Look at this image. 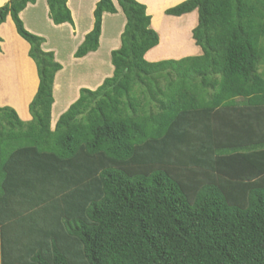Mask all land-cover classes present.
I'll list each match as a JSON object with an SVG mask.
<instances>
[{
  "label": "trees",
  "instance_id": "1",
  "mask_svg": "<svg viewBox=\"0 0 264 264\" xmlns=\"http://www.w3.org/2000/svg\"><path fill=\"white\" fill-rule=\"evenodd\" d=\"M9 0L39 87L24 122L0 106V264H264V0H186L200 56L149 62L159 44L147 8L118 0L127 22L113 76L51 128L62 69ZM55 25L67 0H47ZM75 56L99 49L104 13ZM1 42V38H0Z\"/></svg>",
  "mask_w": 264,
  "mask_h": 264
},
{
  "label": "crops",
  "instance_id": "2",
  "mask_svg": "<svg viewBox=\"0 0 264 264\" xmlns=\"http://www.w3.org/2000/svg\"><path fill=\"white\" fill-rule=\"evenodd\" d=\"M8 1L0 0V7ZM98 1L67 0L73 23L61 25H55L50 18L47 0H37L20 13L27 30L44 38L42 49L53 52L55 59L62 66L55 76L53 86L52 130L61 115L79 99L82 89L96 90L107 78L113 76L111 53L120 49L121 36L127 22L118 0H112L117 12L103 15L99 49L82 58L75 56L86 35L94 28V11ZM137 1L146 6L147 14L151 17V27L159 35V44L145 55L147 61L153 63L202 55V49L193 38V30L198 25V11L180 17L166 14L168 9L185 0ZM177 22L182 24L178 25ZM0 38V106L14 108L22 121L29 122L32 120L29 106L39 87L37 67L29 56L30 45L18 34L10 15L0 25ZM26 64L31 69V83L26 82L25 72L16 69ZM11 90L17 98L6 96ZM25 94L27 96L21 99ZM18 99L24 109L19 103L15 104Z\"/></svg>",
  "mask_w": 264,
  "mask_h": 264
},
{
  "label": "rangeland",
  "instance_id": "3",
  "mask_svg": "<svg viewBox=\"0 0 264 264\" xmlns=\"http://www.w3.org/2000/svg\"><path fill=\"white\" fill-rule=\"evenodd\" d=\"M186 1V0H185ZM177 24L178 25H181L182 24V22H177ZM51 34H53L52 32H51ZM20 68V69H19ZM15 69V68H14ZM16 69L18 70V71H21V72H25V74H26V77H25V79H26V82H29V83H31V80H32V77L30 76V68L27 66V64L26 65H22V67H16ZM6 96H9L10 98H17V96H15L14 94H13V91L11 90L10 92H7L6 93ZM27 95L25 94V95H23L22 96V98L21 99H23V98H25ZM18 101H20V102H18ZM24 101V100H23ZM19 103V105H20V107L22 108V109H24L22 106H21V100H16L15 101V104L17 105ZM23 105V104H22ZM22 109H20V110H22Z\"/></svg>",
  "mask_w": 264,
  "mask_h": 264
}]
</instances>
